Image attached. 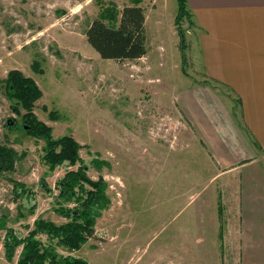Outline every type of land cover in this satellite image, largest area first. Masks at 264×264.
I'll return each mask as SVG.
<instances>
[{"label":"rangeland","instance_id":"rangeland-1","mask_svg":"<svg viewBox=\"0 0 264 264\" xmlns=\"http://www.w3.org/2000/svg\"><path fill=\"white\" fill-rule=\"evenodd\" d=\"M128 3L0 0V147L16 154L15 169L0 171V264H19L24 249L8 259L7 230L26 239L39 221L71 222L63 211L78 203L61 197L60 184L81 170L51 169L43 159L45 142L25 130L26 111L6 84L13 71L38 84L33 114L53 138L70 136L82 146L83 177L105 186L108 202L91 210L96 222L87 242L74 251L59 245L60 255L88 264H239L234 249L219 242L237 207L238 184L215 179L230 171L224 165L236 154L206 128L200 107H191L192 88L206 79L196 28L188 19L176 23L177 0L144 1L148 55L140 60H105L87 42L103 9ZM212 94L219 98L211 102L217 127L235 142L232 126L240 121L228 91L215 85Z\"/></svg>","mask_w":264,"mask_h":264},{"label":"crops","instance_id":"crops-1","mask_svg":"<svg viewBox=\"0 0 264 264\" xmlns=\"http://www.w3.org/2000/svg\"><path fill=\"white\" fill-rule=\"evenodd\" d=\"M188 8L206 79L192 88L191 107H200L206 128L239 156L225 163L230 171L215 177L221 185L232 179L238 184L237 207L219 242L234 249V263L264 264V0H188ZM215 85L228 91L232 116L238 114L240 123L231 131L235 142L217 127L211 102L219 98L209 97Z\"/></svg>","mask_w":264,"mask_h":264},{"label":"trees","instance_id":"trees-1","mask_svg":"<svg viewBox=\"0 0 264 264\" xmlns=\"http://www.w3.org/2000/svg\"><path fill=\"white\" fill-rule=\"evenodd\" d=\"M145 0H129L122 10L114 7L103 9L91 22L86 38L88 44L105 60L118 62L137 61L148 55V35L146 29V10L143 7ZM178 16L177 25H182L188 19L194 26L193 16L188 8V0H177ZM185 40V32L180 30ZM11 97L22 103L25 114V130L33 137L45 142L43 159L50 164L51 169L63 166L78 165L81 170L69 171L61 182V197L74 199L78 208L64 210L63 215L71 222L58 226L53 222L39 221L34 230L26 239L20 238L13 230H7L5 248L7 257L11 260L16 250L23 246L19 264H88L86 261L74 256H62L57 252V247L62 245L70 251L78 250L87 242L95 218L92 215L93 208H101L108 201L104 194L105 186L101 182L98 187H91L82 180L87 170L80 157L82 146L70 136L54 139L52 129L40 122L33 114L35 102L38 101L42 92L38 84L24 76L20 71H13L6 81ZM16 154L12 149L0 147V171L14 170ZM85 167V168H84ZM76 185L80 191L75 189ZM89 186L90 191L82 187ZM80 214V216H77ZM4 226V225H3ZM2 226H0L1 228ZM47 235L54 244H45L40 236ZM57 248V249H56Z\"/></svg>","mask_w":264,"mask_h":264},{"label":"water","instance_id":"water-1","mask_svg":"<svg viewBox=\"0 0 264 264\" xmlns=\"http://www.w3.org/2000/svg\"><path fill=\"white\" fill-rule=\"evenodd\" d=\"M82 180H83L84 182H86V183H87L88 185H90V186L98 187V184H97V183L93 182L92 180H90V179L87 178V177H83ZM77 216H79V214H77Z\"/></svg>","mask_w":264,"mask_h":264}]
</instances>
